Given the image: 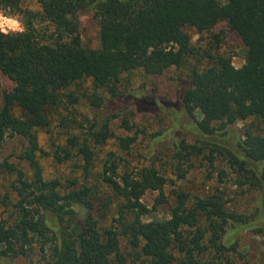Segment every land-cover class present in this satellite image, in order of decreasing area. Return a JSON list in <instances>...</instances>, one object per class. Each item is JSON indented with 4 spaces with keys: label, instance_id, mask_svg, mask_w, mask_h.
Segmentation results:
<instances>
[{
    "label": "trees",
    "instance_id": "obj_1",
    "mask_svg": "<svg viewBox=\"0 0 264 264\" xmlns=\"http://www.w3.org/2000/svg\"><path fill=\"white\" fill-rule=\"evenodd\" d=\"M36 1L38 10L23 7L22 0H0V11L19 15L24 28L0 33V72L14 83L9 91L0 83V142L6 136L25 137L22 156L32 170L29 179L14 164L0 163V169L16 174L11 183L16 199L3 202L10 209L0 217V264L36 251L45 264H235L238 242L231 239V229L246 226L264 233V131L253 123L242 134L234 127L249 118L264 122V0ZM86 11L99 24L96 48L84 46L79 34V16ZM222 21L245 46L239 67L231 56L200 50L185 29L209 31ZM194 57L206 63L188 67L174 102L118 90L125 73L141 69L160 75ZM85 78L92 82L87 97L94 122L84 137L68 136L62 153L55 152L57 160L77 156L88 174L95 157L89 141L103 145L113 136L110 122L119 115L115 104L132 99L128 104L137 110L143 104H169L173 125H184L187 118L195 137L193 143L175 141L177 153L183 157L207 149L209 160L221 156L238 185L258 191L261 222L246 221L229 209L219 191L190 198L176 190L169 201L166 178L154 165L120 173L112 152L99 176L116 201L104 196L103 211L96 207L100 197L94 187L72 180L61 189L57 178H45L37 131L49 125L60 106L68 109L79 102L71 86ZM16 106L23 115L15 113ZM121 124L132 129L127 119ZM117 138L122 149L134 141L130 135ZM147 190L158 192L151 208L142 201ZM165 204L166 218L145 219ZM112 207L110 225L100 226Z\"/></svg>",
    "mask_w": 264,
    "mask_h": 264
},
{
    "label": "rangeland",
    "instance_id": "obj_2",
    "mask_svg": "<svg viewBox=\"0 0 264 264\" xmlns=\"http://www.w3.org/2000/svg\"><path fill=\"white\" fill-rule=\"evenodd\" d=\"M22 6L33 10L40 8L36 0H22ZM19 18L20 16L17 15ZM191 40L200 50L212 52L219 51L222 54L231 56L232 63L239 67L244 62L245 46L240 37L229 29L226 22L222 21L212 27L209 31L197 32L193 27H186ZM79 34L82 44L86 47L96 48L99 46V24L91 12H83L79 16ZM217 35L219 41H216ZM219 46L218 49H216ZM216 47V48H215ZM198 57V56H197ZM197 57L190 58L185 66L171 67L160 75H148L141 69L125 73L121 77L118 90L121 92L139 93L147 97L152 95L164 101L174 102L177 92L180 89L181 81L186 78L190 65L200 66L206 60ZM0 83L3 90L9 91L14 83L0 72ZM72 91L79 96V102L68 109L59 107L50 115V123L45 128L37 131L40 151L37 157L42 165L45 178H57L61 189L68 187L72 180H76V186L87 185L94 187L99 199L96 207L102 210V200L110 196L116 201L111 190L100 179L103 162L110 152L118 163V171L137 170L143 165H154L166 178L164 192L169 201L173 200L174 191L182 190L189 194L190 198L195 196L204 197L215 191H219L226 200L227 207L241 213L246 221L260 223V214L257 212L259 194L258 191L248 185H238L236 174L228 167L221 156H216L213 161L207 157L208 150L200 154H185L183 157L177 153L175 141L185 140L193 143L195 137L192 133L188 119L184 118L185 124L173 125L171 106L161 105L147 107L143 104V110H137L129 105L132 99L126 103L115 104L118 109V116L111 120L110 131L113 136L103 145H95L89 141L95 157L93 165L88 174L82 169V161L74 156L67 160L59 161L55 152L60 153L61 148L67 144L69 135L76 134L84 137L90 125L94 122V111L89 106L88 93L92 90L91 79L85 78L71 86ZM105 95V92L102 91ZM127 104V106H126ZM14 111L17 115H23L20 107L16 106ZM104 113L98 111V116ZM199 117L200 115L196 113ZM122 119H127L132 129L127 131L122 127ZM253 123L254 128L261 133L264 131V122L249 118L246 121L235 124V129L240 134L244 127ZM133 136L134 141L128 149L119 146L117 137ZM27 147V140L21 135L6 136L0 142V163L9 162L22 169L27 178H31L32 170L28 162L23 158V152ZM184 154V152H182ZM16 178L14 172L0 169V217L9 211V206H4L7 199L14 201L15 193L11 189V183ZM157 191L147 190L142 201L149 207H153ZM114 207L107 210L105 216L100 218V226H108ZM103 211V210H102ZM168 206L159 205L151 215L145 219H163L168 216ZM258 213V214H257ZM238 242V249L235 253V264H264V233L256 232L248 227L240 226L231 229V239ZM122 250L125 253L130 251L122 241ZM131 256H128L130 258ZM4 264H45L40 254L36 251L30 258L18 257L4 261Z\"/></svg>",
    "mask_w": 264,
    "mask_h": 264
},
{
    "label": "clouds",
    "instance_id": "obj_3",
    "mask_svg": "<svg viewBox=\"0 0 264 264\" xmlns=\"http://www.w3.org/2000/svg\"><path fill=\"white\" fill-rule=\"evenodd\" d=\"M23 31V24L18 16L5 15L3 11H0V33L8 35Z\"/></svg>",
    "mask_w": 264,
    "mask_h": 264
},
{
    "label": "built area",
    "instance_id": "obj_4",
    "mask_svg": "<svg viewBox=\"0 0 264 264\" xmlns=\"http://www.w3.org/2000/svg\"><path fill=\"white\" fill-rule=\"evenodd\" d=\"M5 15H8V14H5ZM9 16H12V15H9Z\"/></svg>",
    "mask_w": 264,
    "mask_h": 264
}]
</instances>
